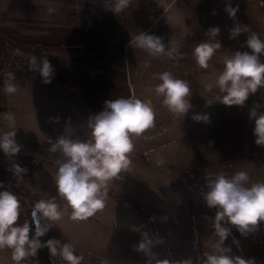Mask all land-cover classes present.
Segmentation results:
<instances>
[{
  "label": "rangeland",
  "instance_id": "1",
  "mask_svg": "<svg viewBox=\"0 0 264 264\" xmlns=\"http://www.w3.org/2000/svg\"><path fill=\"white\" fill-rule=\"evenodd\" d=\"M62 3L63 0H0V27H10L19 33L44 31V26L65 19L67 10L56 8ZM215 7L222 5L217 0H178L167 17L147 31L183 53V59L151 56L127 38L126 51L110 47L100 61L92 64L98 69H124L130 87L126 98L150 104L154 122L140 135L131 137L134 147L128 154L129 167L106 185L105 207L87 219L73 220L71 208L58 194L56 161L63 157L49 148L50 141L59 135L90 140L92 114L68 84L70 80L44 84L37 72H29L20 77L23 82H15L18 86L15 94H8L4 81L0 83V134L16 131V140L23 145L12 161L0 156L4 164V173L0 168V182L4 185L0 191L9 188L18 200L20 192L25 191L26 199L34 204L54 199L63 214L60 220L52 222L48 234L61 244H72L74 254L83 257L81 264H147L151 257L135 247L145 236L152 241L151 254L155 256L152 264L164 259H190L192 264H200L191 209L193 201L203 198L208 191L204 184L220 171L233 167L248 174L249 169L243 168L259 163L258 157L264 167L262 147L258 149L255 137L248 132L254 121L245 111L253 107L256 94L242 107H227L216 99L223 95L215 86L216 78L225 57L232 55L228 37L214 38L213 42L219 40L221 47L208 68L199 67L192 55L195 46L207 40V29L215 23L212 20L223 15V7ZM12 45L19 47L20 58L33 59L32 50L21 49L12 38L7 39L2 54ZM235 51H241L237 41ZM54 53L71 56L76 51ZM163 72L188 82V99L193 107L185 116L171 113L163 104V97L155 92ZM209 84L213 85L211 91L207 88ZM7 113L15 116L14 128L5 119ZM195 114H207L209 119L197 122L192 118ZM54 117H59L58 123L50 119ZM16 163L27 169L21 180L13 176ZM22 211L20 208L26 218ZM146 214L152 215L154 228L148 224ZM26 219L31 222V218ZM18 223L21 224L19 220ZM37 256L42 257L41 250ZM9 259L10 264H15L12 250L0 249V264H9ZM61 260V264H67ZM22 264H37L36 257Z\"/></svg>",
  "mask_w": 264,
  "mask_h": 264
},
{
  "label": "clouds",
  "instance_id": "2",
  "mask_svg": "<svg viewBox=\"0 0 264 264\" xmlns=\"http://www.w3.org/2000/svg\"><path fill=\"white\" fill-rule=\"evenodd\" d=\"M129 4L130 0H115L112 12L120 13ZM224 11L234 20L230 39H236L242 33L249 32L247 26L235 23L237 7L226 3ZM215 14L213 10V15ZM220 31L219 26H210L206 32L208 40L198 43L193 49L192 55L199 67L208 68L209 61L221 47L219 40L213 42ZM244 43L250 51H235L225 57L223 69L216 78L215 86L223 94L216 99L227 107L244 106L251 95L264 88V62L261 60V56H264V41L255 32H251ZM135 44L154 57H184L175 47L166 46L162 37L148 32L141 31L135 37ZM30 70L37 72L44 84L52 82L54 68L46 57L40 61L33 57ZM159 79L161 83L155 87V92L163 97V104L169 111L178 117L189 113L193 105L188 99V82L174 78L169 72L161 73ZM14 81L15 76L8 73L4 80V88L8 94L18 91ZM212 87L211 84L207 86L209 91ZM260 108L261 105H254L249 111V119L254 121L252 131L255 145L264 147V111ZM192 118L197 122H206L209 119L207 114H195ZM5 119L9 127H15L14 114L7 113ZM50 119L59 122V117ZM153 122L154 111L150 104L133 98L109 99L104 101L103 109L95 113L89 121L90 140L82 141L68 135H59L50 141L49 150L53 153L59 152L63 157L56 161L58 171L55 184L58 194L71 208L73 220L87 219L105 207L106 185L129 167L128 154L134 147L131 137L143 133ZM16 134V131L0 134V151L7 158H14L23 147L17 142ZM26 172V168L15 164V178H20L21 174ZM248 180V174L244 171L237 172L230 178L220 174L207 180L208 191L204 193V200L208 208L216 209L213 228L219 241L212 253H204L200 264H256L254 258L233 256L230 254L231 248L223 247L224 241L231 233V230L224 226L225 223L235 226L241 235H244L264 222V183L247 187ZM2 187L4 185L0 182V188ZM19 209L20 202L13 191L9 188L0 191V249H11L15 264H22L26 259L36 257L38 250L43 248L48 249L50 257L59 256L67 264H81L83 257L74 254L72 244H61L55 237L44 242L40 239L50 231L52 222L62 218L63 213L54 199L36 202L31 209V222L18 223ZM151 246L152 241L146 236L135 246L137 251L151 257L147 264H152L155 259L151 254ZM156 264H192V261L164 259L156 260Z\"/></svg>",
  "mask_w": 264,
  "mask_h": 264
},
{
  "label": "trees",
  "instance_id": "3",
  "mask_svg": "<svg viewBox=\"0 0 264 264\" xmlns=\"http://www.w3.org/2000/svg\"><path fill=\"white\" fill-rule=\"evenodd\" d=\"M114 4L115 0H63L61 6L56 8L67 10L65 19L44 26V31L19 33L10 27H0V56L7 39L12 38L21 49L32 50L37 61L46 57L54 68V77L49 84L70 80L68 84L94 116L103 109L104 101L126 98L130 94L124 69H98L92 65L100 61L110 47L126 51L128 40L123 11L113 13ZM49 6L51 5H46ZM54 51L76 53L65 56ZM31 61L20 58L19 66L16 64L12 71L14 82H23L20 77L33 72L30 70ZM0 168L4 173L2 162ZM26 195L25 191L20 192L19 202L29 219L34 203L26 199ZM146 218L148 224L154 228L152 215L146 214ZM50 238L47 233L40 239L44 242ZM41 252L44 264L62 263L59 256L50 257L47 248L41 249Z\"/></svg>",
  "mask_w": 264,
  "mask_h": 264
},
{
  "label": "crops",
  "instance_id": "4",
  "mask_svg": "<svg viewBox=\"0 0 264 264\" xmlns=\"http://www.w3.org/2000/svg\"><path fill=\"white\" fill-rule=\"evenodd\" d=\"M177 1L178 0H130L129 6L123 10L128 40L135 41V37L139 35L141 31H149L156 25L157 21L161 18H166ZM217 2L223 7H221L223 9V15H221L220 19L215 18L212 20L215 21L213 26H219L221 30L220 33L223 32V34H219V37H221V35L222 37H228L227 41L231 42L232 45V48H230L232 54L235 52L236 41L241 51H250L247 49L244 42L251 32H255L258 37L264 41V0H217ZM226 3H231L233 7H237L235 17L236 23L241 26H247L249 29V32L242 33L236 39L229 38L230 29L234 26V23L224 11ZM219 8L220 7H215L214 9ZM184 41H187V39H184ZM261 58L262 62H264V56H261ZM254 99L256 102L253 100V106L259 104L261 105L260 110L264 111V88H260L257 91ZM245 111L249 112L250 110L246 108ZM245 129L244 127V130ZM252 130L253 128L251 127V130L248 131L249 135H253ZM258 149H260V146H258ZM260 152L264 154V147H262ZM258 159L260 161L259 163H254L253 166L249 165L243 168L244 170L249 169L247 187L255 183H264V167L261 166V157H258ZM233 168L232 170L220 171L219 173L230 178L241 170V168ZM203 187H207V184H204ZM191 211L195 221V231L197 232L199 258L202 260L204 258V253H212L215 250V245L219 241V237L214 235L213 228V219L216 211L214 208L210 209L206 206L204 197L193 201ZM26 218L20 213L19 221L21 224L27 221ZM224 226L229 228L231 233L224 241L223 247L231 248V255H239L245 259L254 258L256 264H264V222H261L257 227L246 232L244 235H241L236 227L229 223H226V225L224 224ZM9 260L10 264L11 259ZM36 260L39 261V264H42L41 256H36Z\"/></svg>",
  "mask_w": 264,
  "mask_h": 264
},
{
  "label": "built area",
  "instance_id": "5",
  "mask_svg": "<svg viewBox=\"0 0 264 264\" xmlns=\"http://www.w3.org/2000/svg\"><path fill=\"white\" fill-rule=\"evenodd\" d=\"M19 52H20V49L16 45L7 47V49H5V51L3 52L2 57L0 59V83H2L7 78L8 73H12L13 68L16 65V60H17ZM0 156L2 158L5 156L2 151H0ZM5 158L9 161L13 160L12 158H7V157ZM21 178H23L22 174L20 178H17V180H21Z\"/></svg>",
  "mask_w": 264,
  "mask_h": 264
}]
</instances>
